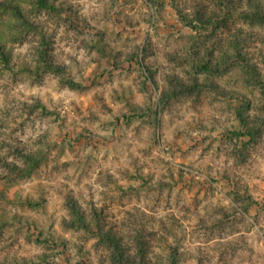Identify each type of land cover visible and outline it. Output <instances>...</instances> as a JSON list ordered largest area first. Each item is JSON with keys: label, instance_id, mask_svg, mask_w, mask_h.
Wrapping results in <instances>:
<instances>
[{"label": "rangeland", "instance_id": "1", "mask_svg": "<svg viewBox=\"0 0 264 264\" xmlns=\"http://www.w3.org/2000/svg\"><path fill=\"white\" fill-rule=\"evenodd\" d=\"M46 1L0 0V264H264V0Z\"/></svg>", "mask_w": 264, "mask_h": 264}, {"label": "trees", "instance_id": "2", "mask_svg": "<svg viewBox=\"0 0 264 264\" xmlns=\"http://www.w3.org/2000/svg\"><path fill=\"white\" fill-rule=\"evenodd\" d=\"M38 3H39V5L41 6V7H43V8H48V7H50L49 6V4H48V2L46 1V0H38ZM4 4V3H3ZM5 7H7V8H11V9H13L14 11H16V12H18V13H20L19 11V7H18V5H16V3H14V2H9L8 4H5L4 5ZM202 25H204L203 23H201ZM207 24H208V22H207ZM188 27H190V29H196V26H194L193 24H188L187 25ZM238 32H239V30H238ZM237 33V32H236ZM236 33H234V35H237ZM240 33V32H239ZM0 55H2L4 58H5V61H7V54L5 53V51H4V47L1 45V43H0ZM49 65V64H48ZM9 68H10V66H9ZM8 68V69H9ZM207 68H208V65H205L204 66V70H207ZM21 71L22 72H28V70L26 69H24V68H21ZM249 74L251 75V82H250V85L251 86H253V87H258L261 91H264V82L259 78V76H258V72L256 71V69L255 68H252V66H251V68L249 67ZM239 119H240V122H241V124L243 125V130L242 131H240V132H238L239 133V135H248V136H250V135H252V132L248 129V127H247V125H246V121H245V119L241 116V114L239 115ZM79 220H82L81 218H79ZM111 240V242H112V244L114 245V247L115 248H117V249H119L120 248V246H119V244H118V242H117V240H116V238H111L110 239ZM120 255V254H119Z\"/></svg>", "mask_w": 264, "mask_h": 264}]
</instances>
